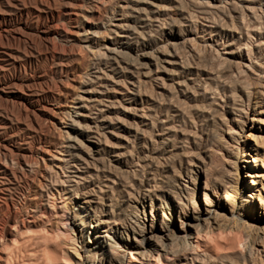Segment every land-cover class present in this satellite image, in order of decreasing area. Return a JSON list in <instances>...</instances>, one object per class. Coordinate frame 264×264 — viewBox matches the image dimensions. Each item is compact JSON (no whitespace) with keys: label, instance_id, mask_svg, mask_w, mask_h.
Here are the masks:
<instances>
[{"label":"bare ground","instance_id":"bare-ground-1","mask_svg":"<svg viewBox=\"0 0 264 264\" xmlns=\"http://www.w3.org/2000/svg\"><path fill=\"white\" fill-rule=\"evenodd\" d=\"M80 6V0H0V264L70 261L67 247L75 245L76 239L56 227L53 209L57 193L75 200L74 223L86 234L83 264L264 263L263 258L260 257L263 262L257 259L259 256L254 258L253 252L257 241H264V235H257L258 226L251 233V224L245 231L241 215V211L248 213L245 195L240 207L236 206V199L240 198L239 169L246 166L251 177L249 163L257 166L264 161V154L257 153V147L251 146L256 152H249L251 136L245 138L246 145L242 147L244 158L240 161L245 164L236 162L235 180L228 191L230 196L224 201L217 193V202L209 197L190 173L187 176L194 188L187 183L162 186L153 179L154 185H148L159 192L158 201L151 200L147 212L149 195L133 196L131 183L123 176L125 167L130 175L139 174L144 186L152 180L147 177V164L138 163L137 151L134 154L137 149L133 152L132 148L131 137L141 135L138 124L144 123L147 116L138 85L152 79L164 88V79L174 80L180 68L177 65H181L171 54L155 53L156 49L150 47L136 51L131 57L124 55L128 53L124 50L132 49L137 23L144 26L152 21L151 11L157 9L151 1L138 0L137 6L130 5L129 9L119 5L122 8L112 12L106 26H112L113 29L108 26L107 29L115 36H109L111 45L105 44L101 47L103 52L100 51L110 70H93L84 82H97L113 93L102 92L99 96L75 100L72 112L68 109L63 113L64 141L55 144L49 138L58 101L70 82L62 78V71L57 75L51 66L44 64L53 61L60 40L71 43L77 39L75 36L79 37L76 22ZM89 33L97 34L87 30L80 33L85 42ZM216 35V31L211 33L210 39L217 41ZM184 64L181 67L187 69L194 66ZM120 73L130 76L131 86H118L122 79L116 74ZM185 79L177 83L188 84ZM166 90L172 93L169 88ZM203 166L198 169L205 174L207 189L209 181H217V174L208 173L215 167L212 162ZM250 182H254L253 178ZM15 188L18 197L12 193ZM191 191H196L197 199ZM246 194L253 193L246 191ZM246 243L248 249L244 250Z\"/></svg>","mask_w":264,"mask_h":264},{"label":"rangeland","instance_id":"rangeland-1","mask_svg":"<svg viewBox=\"0 0 264 264\" xmlns=\"http://www.w3.org/2000/svg\"><path fill=\"white\" fill-rule=\"evenodd\" d=\"M144 1L155 4L157 10L151 11V17L154 20L151 18L152 21L144 26L137 23V33L134 36L137 35L132 39V49L124 50L125 53L128 52L124 55L131 57L136 51L143 52L150 47L149 49L153 51L156 49L155 53L164 51L171 54L174 59L179 60L181 65L185 61L186 65L194 66L187 69L177 65V68H180L176 78L167 79L169 82L164 79L166 82L164 88L158 87L152 79H146L145 83L141 82L138 85L144 103L141 102V104L144 110L147 109L145 110L147 116L144 123L138 124L141 135L131 137L134 146L132 148L133 152L137 149L134 154L137 151L135 159L138 163L147 164L145 166L147 177L152 180L144 186V182L140 183L142 180L138 178L139 174L138 176L130 175L125 167L121 172L125 178L128 177L133 188L130 187L133 196L140 193L149 195L145 208L147 212L150 210L151 200L158 201L156 194L159 193L155 187H149L148 184L154 185L155 180L162 186L187 183L189 187L194 188V183L187 176L190 173L194 178L193 181L196 180V185L201 187L202 191L209 193V197L217 202L215 195L217 193L224 201L230 196L228 191L231 190L235 180L236 162L245 164L240 161L244 158L242 147L246 145L245 138L251 136L248 144L249 152L255 153L256 151L251 147L255 146L257 153L264 154V0ZM80 3L76 22L79 37L75 36L77 39L71 43L60 40L53 61L44 64L46 67L51 66L57 75H60L62 71L61 76L66 80L64 81L70 82L69 86L64 87L66 92L64 91L65 94L60 96L56 116H53L49 126L51 129L48 130L49 138L55 144L62 143L65 139L66 127L62 118L63 113L69 110L72 112L75 100L80 97L99 96L102 92L109 95L113 93L112 89L104 90V87L97 82L85 83L84 78L93 70H110V64L105 56L100 54V51L103 52L101 47L105 44L111 45L108 37L115 36L112 31H108L109 26L107 27L106 24L110 22L112 12L116 13L122 8L119 5L129 9L130 5L137 6L138 0H80ZM110 27L113 29L112 26ZM84 30L97 34L92 36L89 33L85 42L80 34ZM215 31L217 41H212L210 35ZM78 38L81 41H78ZM216 48L217 52H215ZM66 70H68L66 73L69 79L65 78ZM116 75L119 76L118 79H122L119 81V87L131 86L130 76L124 73ZM184 78L188 84L179 85L177 80L181 81ZM166 88H169L172 93H169ZM151 110L152 114H149ZM120 132L127 134L126 131ZM154 158L155 160H151ZM209 162H212L215 167L212 170L209 169L208 173L209 175L217 174V181H209L205 189L206 177L198 168L204 164L208 166ZM249 164L253 172L251 177L247 175L246 166L239 169L237 196L240 198L236 199V206L240 207L242 196L245 195L243 199L249 203L248 213L241 211L242 220L246 225L245 231L248 230L249 224H251L249 228L251 233L252 229L258 226L257 235L261 237L264 235V161L257 166L254 162ZM249 178H253L254 182H250ZM187 180L189 181L186 182ZM246 191L253 194L248 195ZM12 193L17 197L20 196L18 188L13 189ZM191 194L195 196V199L198 198L196 191H191ZM56 201V207L53 209L56 214L54 215L57 220L56 227L61 232L71 233V236L76 239L75 245L68 244L67 250L71 256H69L70 261L65 264H83L84 248L87 244L86 234L81 232L74 223L75 200L65 199L63 194L57 193ZM139 207L142 209L141 206ZM25 218L27 219L26 215ZM261 241V239L257 241L253 252L254 258L259 256L257 259L263 262L264 241ZM249 243L245 244L244 250L248 249Z\"/></svg>","mask_w":264,"mask_h":264}]
</instances>
